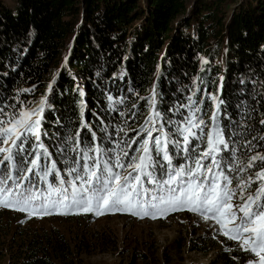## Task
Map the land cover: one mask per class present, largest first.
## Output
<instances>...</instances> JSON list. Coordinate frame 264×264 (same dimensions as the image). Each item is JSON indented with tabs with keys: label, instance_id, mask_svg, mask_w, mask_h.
Segmentation results:
<instances>
[{
	"label": "trees",
	"instance_id": "1",
	"mask_svg": "<svg viewBox=\"0 0 264 264\" xmlns=\"http://www.w3.org/2000/svg\"><path fill=\"white\" fill-rule=\"evenodd\" d=\"M26 99L46 100L41 143L51 159L43 164L51 167L54 161L66 180L71 179L68 168L75 167L81 155L73 150L77 133L80 150L113 149L108 156L89 151L93 160L110 156L114 161L123 150L128 152L123 158L127 164L147 138L142 128L155 127L153 137L163 133L182 141L177 125L169 121L183 124L193 115L203 119V134L193 129L197 138L188 147H199L189 156L169 145V154L173 166L194 167V160L207 150L216 112L229 145L217 159L232 180L235 204L241 197L238 184L255 179L260 170L259 162L248 168L249 160L264 155V0H0V107L8 114L0 119L17 113ZM35 144L31 139L26 147L31 151ZM149 147H154L152 140ZM28 159L14 157L13 163L26 164ZM8 171L15 175L8 162L0 165V172ZM156 171L158 178H167L166 168L163 175ZM37 183L41 189L48 187ZM259 184H252L244 196ZM34 207L35 213L43 212L39 202ZM127 211L145 216L138 208ZM21 217L0 212V219H6L4 226L0 222V242L9 232L11 240L21 235L11 227ZM57 236L23 239L17 245L21 256L12 254L16 264H63L67 246ZM222 246L223 264L246 257L227 239Z\"/></svg>",
	"mask_w": 264,
	"mask_h": 264
},
{
	"label": "snow or ice",
	"instance_id": "2",
	"mask_svg": "<svg viewBox=\"0 0 264 264\" xmlns=\"http://www.w3.org/2000/svg\"><path fill=\"white\" fill-rule=\"evenodd\" d=\"M217 99L213 97V100ZM189 100L191 101V97ZM152 103L154 105L155 101ZM195 103L196 101H192L193 105ZM45 104L46 100L42 99L35 109L21 108L8 119H0V143L5 145L0 147V153H4L0 165L8 162V167L15 170V175L12 171L0 172V206L21 212L28 210L29 215L38 210L34 207L36 202H39V210L46 215L51 214L52 209L66 207L84 212L95 209L97 215L103 214L105 209L124 211L138 208L143 215L152 219H156L158 215L166 216L169 210L192 211L201 214L205 220H214L221 233L228 239L242 240L240 248L254 252L258 257V264H264V155H254L249 160L248 168L256 167L259 162L260 170L255 173V179L242 180L238 184L242 201L239 205L233 204L236 192L229 187L232 180L222 170L221 160L217 159L219 152L227 151L229 145L217 123L216 112L211 117L214 130L207 132V150L202 151L199 158L194 160V167L187 163L173 166V157L169 154V145L189 156L195 152V147H199H188L193 139L197 138L193 129H199L203 134L200 127L204 124L203 119L193 115L186 117L183 124L169 121L177 125L176 132L182 136V141L173 140L163 133L153 137L155 127L142 128L147 138L142 140L140 148L136 149L137 155L131 157L127 164L123 162V158L128 156V152L123 150L122 155H117L114 161L110 156L108 159L93 160L89 151L108 156L113 149L80 150V134L77 133L74 142L76 147L73 150L81 151V155L75 160L76 166L68 168L67 175L71 179L66 180L60 175L54 161L51 167L43 164V160L51 159V153L41 143L42 113ZM159 115V112L154 113L156 117ZM3 116L8 114L0 107V117ZM149 122L154 124L152 117H149ZM260 123L264 125V120ZM81 127L87 125L82 124ZM31 139H34L36 144L30 151L26 144ZM260 139L264 140V137ZM150 140L154 142L151 149ZM132 142L135 143V139ZM249 144L255 147L251 141ZM127 146L131 147L130 144ZM232 154L235 155V149ZM14 157L31 159H28L26 164L17 161L21 164L17 167V163H13ZM157 158H161L162 162ZM209 158L211 163L204 164L203 161ZM157 168L161 175L165 174L166 168V179L158 178ZM214 168L218 171H213ZM127 169L131 171L123 174ZM229 171L237 169L230 167ZM50 174L54 175L52 183H48ZM38 181L48 183L47 189H41ZM257 181L260 184L255 192L245 197V190ZM149 185L153 187H148ZM131 214L138 213L132 211ZM246 245H250V248H246ZM249 264L253 262L250 261Z\"/></svg>",
	"mask_w": 264,
	"mask_h": 264
},
{
	"label": "rangeland",
	"instance_id": "3",
	"mask_svg": "<svg viewBox=\"0 0 264 264\" xmlns=\"http://www.w3.org/2000/svg\"><path fill=\"white\" fill-rule=\"evenodd\" d=\"M29 99L21 108L35 109L42 100L31 103ZM4 146L0 143V147ZM240 199L235 204L239 205ZM2 211L24 217L11 224L16 234L22 236L11 240L9 232L0 242V264H16L18 260L13 255L22 253L17 245L23 244V239L37 235L47 238L58 235L64 240L67 251L63 264H223L220 256L226 249L222 246L226 239L237 246L240 254L246 253L244 258L240 255L236 264H249L250 261L258 264L254 252L240 248L242 240L228 239L214 220H205L201 214L192 211L169 210L166 216L158 215L156 219L115 211L97 215L95 209L84 212L67 207L54 209L48 215H29L0 206ZM60 212L67 214H58ZM0 222L4 226L6 219L2 218ZM245 247L250 248V245Z\"/></svg>",
	"mask_w": 264,
	"mask_h": 264
}]
</instances>
